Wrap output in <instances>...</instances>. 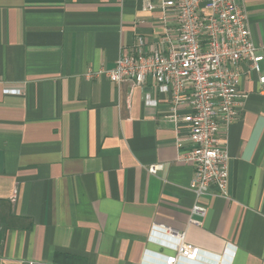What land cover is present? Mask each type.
<instances>
[{"label":"crops","instance_id":"obj_1","mask_svg":"<svg viewBox=\"0 0 264 264\" xmlns=\"http://www.w3.org/2000/svg\"><path fill=\"white\" fill-rule=\"evenodd\" d=\"M240 3L253 44L264 47V0ZM144 4L0 0V264H164L174 252L158 241L174 238L152 226L200 250L183 264H264V86L256 76L241 79L248 98L221 134L227 198L211 187L203 218L191 214L193 168L180 161L188 131L167 120L170 96L150 79L132 87L87 77L114 68L139 37L144 51L154 48L163 27Z\"/></svg>","mask_w":264,"mask_h":264},{"label":"built area","instance_id":"obj_2","mask_svg":"<svg viewBox=\"0 0 264 264\" xmlns=\"http://www.w3.org/2000/svg\"><path fill=\"white\" fill-rule=\"evenodd\" d=\"M241 0H145L143 11L156 13L163 27L154 48L144 51L145 40L136 39L132 54H122L111 70L87 74L104 76L111 83L143 86L150 79L157 91L169 98V123L178 133L188 131L189 146L180 161L193 168L189 191L195 202L191 214L203 218L207 208L201 204L211 187L220 197L228 195V152L221 134L239 117L248 95L240 88L241 79L254 74L264 86V47L252 42L251 31ZM247 69L243 72L242 65ZM5 95H21V90L5 89ZM146 106L155 102L144 97ZM188 109L187 114H182ZM162 164L150 166L149 174L163 170ZM152 234L173 236L174 256L164 264L193 263L200 250L186 244L183 234L152 226ZM152 241V239H150Z\"/></svg>","mask_w":264,"mask_h":264}]
</instances>
